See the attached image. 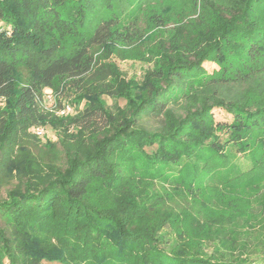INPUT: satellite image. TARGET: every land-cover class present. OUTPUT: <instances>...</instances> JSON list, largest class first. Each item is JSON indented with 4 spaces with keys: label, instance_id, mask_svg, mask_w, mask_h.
Wrapping results in <instances>:
<instances>
[{
    "label": "trees",
    "instance_id": "1",
    "mask_svg": "<svg viewBox=\"0 0 264 264\" xmlns=\"http://www.w3.org/2000/svg\"><path fill=\"white\" fill-rule=\"evenodd\" d=\"M0 264H264V0H0Z\"/></svg>",
    "mask_w": 264,
    "mask_h": 264
},
{
    "label": "rangeland",
    "instance_id": "2",
    "mask_svg": "<svg viewBox=\"0 0 264 264\" xmlns=\"http://www.w3.org/2000/svg\"><path fill=\"white\" fill-rule=\"evenodd\" d=\"M112 61H114L119 69L124 73L126 78H133L140 80L142 75L144 74L145 70L147 69L148 65L144 64L139 61L135 60H119L118 58H111ZM204 67L208 70L211 71L213 68H215V65L211 63H205ZM44 98L45 101L43 102L46 108H58V106H54V97H53V92L50 89H45L44 90ZM106 105L108 107H112L114 105H117L119 107H123L125 102L124 100L118 99V100H113L110 97L104 96L103 97ZM64 104H69L68 101L66 100H61V110L66 108L67 106L70 108V112L60 114L59 111L58 115H65V114H74L75 109L71 105H64ZM213 116L216 122H229L231 119V116L227 114L226 112L222 110H214L213 111ZM144 122H146L147 125L149 126H157L158 123L160 122L159 117L156 116H149L144 119ZM143 122V123H144ZM42 128V127H41ZM45 132V135L43 137H39L41 142H45L46 139L50 141H56V135L55 132L51 129L45 128L43 129ZM33 132V129H32ZM34 133V132H33ZM223 138L224 135H221ZM148 153H150L152 150L151 149H146ZM235 165L238 166L240 171L245 172L251 167L250 160L242 155L237 154L235 160H233ZM159 180L161 181H168L172 182L175 184H180L183 186H189L193 185L194 187H202L205 185H211V184H220L222 183V180L218 179L216 176H205L200 173L196 174L192 169H187L183 170L182 172H170L169 174H164L162 175ZM3 193V192H2ZM259 238V237H258ZM209 250V249H207Z\"/></svg>",
    "mask_w": 264,
    "mask_h": 264
},
{
    "label": "built area",
    "instance_id": "3",
    "mask_svg": "<svg viewBox=\"0 0 264 264\" xmlns=\"http://www.w3.org/2000/svg\"><path fill=\"white\" fill-rule=\"evenodd\" d=\"M68 112H70V108L67 106L66 108L61 110L59 113L64 114V113H68ZM33 132L39 137H43L45 135V132H44L43 128H41V127L34 128Z\"/></svg>",
    "mask_w": 264,
    "mask_h": 264
}]
</instances>
